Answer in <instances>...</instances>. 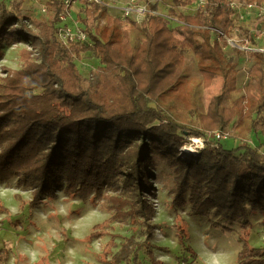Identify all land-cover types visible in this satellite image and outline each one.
<instances>
[{"label":"trees","instance_id":"1","mask_svg":"<svg viewBox=\"0 0 264 264\" xmlns=\"http://www.w3.org/2000/svg\"><path fill=\"white\" fill-rule=\"evenodd\" d=\"M78 1L83 7L77 19L90 39L65 45L57 36L59 15L68 10L65 0H47V20L29 19L31 28L22 22L19 2L7 7L0 0V57L2 42L21 37L30 45L20 50V68H3L0 76V179L20 175L32 181L30 204L53 193L52 179L56 182L59 173L67 176L65 191L80 197L96 180L95 197L115 205L116 215L144 219L150 236L153 209L146 194L152 189L154 174L148 140L174 152L186 142L183 135L200 136L201 129L220 130L235 139L254 132L263 137L264 147V54L249 52L253 58L249 79L244 94L234 97L237 64L226 58L225 41L211 34L212 28L227 36L232 32L233 10L228 1L205 0L194 15L177 14L181 22L177 29L186 34L182 39L161 15H149L141 23L129 19V28H138L143 37L136 45L129 28L123 26L127 18L108 14L105 5L93 0ZM192 2L173 0L175 6ZM186 48L195 56L199 70L222 78L220 92L210 99L204 113L195 112L197 92L184 72ZM86 52L100 65L89 80L73 62ZM187 113L195 120L186 123ZM132 133L141 140L130 142ZM201 161L199 166L183 164V177L191 175L196 180L191 197L205 188L204 202L225 207L228 221L246 220L248 210L264 213V153L259 146L205 147ZM110 173L124 175L129 198L101 192L99 185ZM125 206L128 209L123 213ZM96 226L88 238L106 233ZM135 245L126 244L119 257L104 260L105 255L103 260L120 264ZM7 259V250H0V264H7ZM238 260L239 264H264V248L244 244Z\"/></svg>","mask_w":264,"mask_h":264},{"label":"rangeland","instance_id":"2","mask_svg":"<svg viewBox=\"0 0 264 264\" xmlns=\"http://www.w3.org/2000/svg\"><path fill=\"white\" fill-rule=\"evenodd\" d=\"M1 1L7 7L19 2L22 22L28 28L32 27L29 19L47 20L44 10L47 0ZM217 1L232 0H213L214 3ZM70 6L77 10V17L83 4L74 0ZM187 10L193 12L192 8ZM161 14L168 20L169 27L175 28L174 35L179 39L184 38L185 32L176 27L181 23L175 18V13L174 16L169 11ZM73 16L74 13V20ZM146 18L135 21L141 23ZM128 20L123 24L126 29L129 28ZM67 21L72 23V20ZM236 22L223 49L226 58H231L237 64L238 91L234 97L244 94L249 79L247 71L253 64L250 53L243 52L240 46L247 42L264 47L262 20L248 16L236 19ZM128 30L134 45L142 42L143 37L138 28ZM20 38L1 43L3 56L0 57V76L4 74L3 68H20V50L30 49V45ZM184 58V72L197 92L193 98L196 103L195 112L204 113L210 99L220 92L222 78L199 70L195 56L187 48ZM73 62L85 80H89L100 66L90 52L82 54L81 58ZM149 105L156 106L155 102ZM185 119L187 123L195 120V116L187 113ZM189 126L195 127L191 122ZM201 130L200 136L183 135L186 142L174 152L164 151L154 139L148 140V156L154 174L152 189L146 194L153 209L149 220L153 227L150 236L147 235L149 233L144 219L138 216L131 218L125 214L116 215L115 205L104 198L95 197L96 180L92 181L85 196L80 197L65 191L67 176L59 173L56 182L52 179L53 193L49 196L44 194L41 201L30 204L34 188L32 181L20 175L0 179V250H7V264H106L104 260H109L111 256L119 257L116 255L121 254L126 244L131 247L134 243L136 245L129 248L130 254L121 259L120 264H154L153 261L157 262L155 264H214L215 261L239 264L238 253L244 244L264 248L263 212L251 213L248 210L246 220L231 221L227 216L228 221L225 207L214 201L204 202L208 196L205 188L196 198L191 197V189L196 180L191 175L183 177L184 163L191 166L203 164L201 150L205 147L221 145L229 149L244 145L259 146V150L264 153V147L261 146L263 137L259 133L250 132L236 139L226 137L219 141L210 135L220 130ZM130 137V142L141 140L139 134L132 133ZM195 138L199 141H194ZM184 145H188L190 150H183ZM106 156L104 154L102 158ZM118 164L116 162L117 167ZM123 176L113 173L105 176L99 185L101 192L129 198L131 195L124 187ZM180 183L182 191H179ZM127 209L125 206L121 211L124 213ZM94 225H97L95 229L104 228L106 233L90 239L88 237ZM109 241L111 245L107 244Z\"/></svg>","mask_w":264,"mask_h":264},{"label":"built area","instance_id":"3","mask_svg":"<svg viewBox=\"0 0 264 264\" xmlns=\"http://www.w3.org/2000/svg\"><path fill=\"white\" fill-rule=\"evenodd\" d=\"M93 1L107 6L106 0H93ZM69 2L70 0H65V3L68 5L67 12L59 15L61 24L57 29V36L61 40V42L65 45L69 44L70 42L86 43L89 41V38L86 32L81 28L79 21H77L76 18L74 20L72 19L71 6ZM204 2L205 0H200L198 5L202 6ZM229 4L233 10V14L230 17L232 21L236 19L240 20L248 16H254V17H258L260 20L264 22V1L260 3H244L240 0H232L229 2ZM121 12H122L121 18H127L131 20L143 19L144 17H147L149 15H159L147 4L135 2L133 0L125 4L121 8ZM67 19L72 20V23L70 24L69 21H67ZM211 34L213 37H215L217 40H220L221 42L223 40L226 42V39L227 40L230 39L229 35L227 36L222 31L215 28L211 29ZM240 49L243 52H254V53L264 54V47H258L254 44H250L247 42L242 46H240ZM210 136L220 141L222 139H226V137H228V134L220 131H214Z\"/></svg>","mask_w":264,"mask_h":264},{"label":"crops","instance_id":"4","mask_svg":"<svg viewBox=\"0 0 264 264\" xmlns=\"http://www.w3.org/2000/svg\"><path fill=\"white\" fill-rule=\"evenodd\" d=\"M130 1L131 0H106V3H107L106 9H107L108 14L121 18V14H122L121 8ZM133 1L139 2V3H145L148 6H153L154 8H152V7L151 8L154 11H156L159 15H162L161 13H163L164 11H166V12L169 11V14H172V15L175 13L174 15H175L176 19H177V14L194 15L196 13L197 8L200 6V5H198L199 4L198 0H193L192 3L184 5V6H175L173 3V0H133ZM190 8L193 9V12L187 10ZM171 10L173 12H171ZM73 13H74L73 17L77 19V17H76L77 10H74L73 7H71V15ZM237 23L238 22H236V20L233 21L234 26ZM179 25H181V24H179Z\"/></svg>","mask_w":264,"mask_h":264},{"label":"bare ground","instance_id":"5","mask_svg":"<svg viewBox=\"0 0 264 264\" xmlns=\"http://www.w3.org/2000/svg\"><path fill=\"white\" fill-rule=\"evenodd\" d=\"M194 141L197 142V141H199V139L195 138ZM183 150L188 151V150H190V147L188 145H184Z\"/></svg>","mask_w":264,"mask_h":264},{"label":"clouds","instance_id":"6","mask_svg":"<svg viewBox=\"0 0 264 264\" xmlns=\"http://www.w3.org/2000/svg\"><path fill=\"white\" fill-rule=\"evenodd\" d=\"M214 264H221V262L220 261H215Z\"/></svg>","mask_w":264,"mask_h":264}]
</instances>
